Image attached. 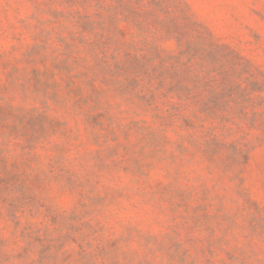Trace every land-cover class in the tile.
Wrapping results in <instances>:
<instances>
[{"label":"rangeland","instance_id":"obj_1","mask_svg":"<svg viewBox=\"0 0 264 264\" xmlns=\"http://www.w3.org/2000/svg\"><path fill=\"white\" fill-rule=\"evenodd\" d=\"M0 264H264V0H0Z\"/></svg>","mask_w":264,"mask_h":264}]
</instances>
